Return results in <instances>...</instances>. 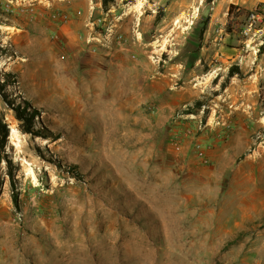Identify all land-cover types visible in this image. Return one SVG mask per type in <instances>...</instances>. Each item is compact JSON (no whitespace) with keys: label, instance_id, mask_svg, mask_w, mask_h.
I'll list each match as a JSON object with an SVG mask.
<instances>
[{"label":"rangeland","instance_id":"1","mask_svg":"<svg viewBox=\"0 0 264 264\" xmlns=\"http://www.w3.org/2000/svg\"><path fill=\"white\" fill-rule=\"evenodd\" d=\"M0 113V264H264V0H0Z\"/></svg>","mask_w":264,"mask_h":264},{"label":"trees","instance_id":"2","mask_svg":"<svg viewBox=\"0 0 264 264\" xmlns=\"http://www.w3.org/2000/svg\"><path fill=\"white\" fill-rule=\"evenodd\" d=\"M115 0H102V7L105 11H107L111 4L114 3ZM237 8L234 4L230 6V10L228 13L229 21H228V27L231 26L232 24V17L234 10ZM247 11V10H246ZM204 29L201 30V35L203 34ZM235 68H231L229 75L234 76L236 73ZM3 90V88H1ZM4 101L12 107V109L15 112L16 118L21 122V130L25 133L32 134L33 136H43L47 137L46 134H43L40 130H35V117L38 114V110L35 108H32L29 103H26L25 106L21 105H15L13 102L8 100L7 97H4ZM203 105L202 102H196L195 106L197 109L201 108ZM9 136H10V127L8 123L5 121L4 116L0 113V161H6L10 166H12V160L8 159V156H6V146L9 141ZM57 139V138H54ZM76 166H72L71 170L73 173L75 172ZM10 178L12 179V184L13 186L15 185V176L12 172H8ZM80 176V175H77ZM3 185V181L0 179V195H1V188ZM14 203L17 208L20 207V199H19V193L16 191L14 193Z\"/></svg>","mask_w":264,"mask_h":264},{"label":"bare ground","instance_id":"3","mask_svg":"<svg viewBox=\"0 0 264 264\" xmlns=\"http://www.w3.org/2000/svg\"><path fill=\"white\" fill-rule=\"evenodd\" d=\"M14 132H16L15 130L12 131V136L14 135ZM93 245V244H92ZM91 246V245H90ZM94 250V249H93Z\"/></svg>","mask_w":264,"mask_h":264}]
</instances>
